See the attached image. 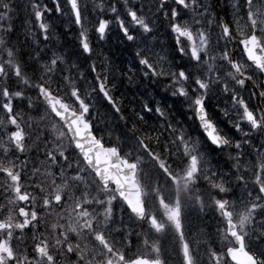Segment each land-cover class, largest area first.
<instances>
[{"label": "snow or ice", "instance_id": "1", "mask_svg": "<svg viewBox=\"0 0 264 264\" xmlns=\"http://www.w3.org/2000/svg\"><path fill=\"white\" fill-rule=\"evenodd\" d=\"M220 8L0 0V264H264V0Z\"/></svg>", "mask_w": 264, "mask_h": 264}, {"label": "rangeland", "instance_id": "2", "mask_svg": "<svg viewBox=\"0 0 264 264\" xmlns=\"http://www.w3.org/2000/svg\"><path fill=\"white\" fill-rule=\"evenodd\" d=\"M17 3L19 4H23L24 3V0H16ZM208 2L211 3V0H208ZM221 8H223V0H221ZM23 13H18V16H22ZM20 21V20H19ZM17 27H21V21L18 22L17 21ZM22 31H23V28H22ZM115 45L118 47V49H111V45L108 44V45H101V47H105L107 48L108 50H104V53H111L115 56H118V60H117V63L118 64V61L119 63H121L120 66H122V64L126 61L128 63H131L132 62V56L130 55V52H129V49L127 48V46L123 43H120L118 41V38L117 37H113V40H112ZM99 43V42H98ZM109 51V52H107ZM144 89L142 88L141 89V92H143ZM149 93L151 94V96L153 98H155L156 100H160L161 97L164 95V93L162 92V90L158 89V88H149L148 89ZM124 92V95L127 97V99H124L122 101L125 109L127 111H130L131 113V110L133 107H139V103L141 101V97L139 96V93H136V90L135 89H132L131 91H128V90H123ZM127 93V94H126ZM129 102H131L132 104H130ZM169 104L172 103V101L169 99L167 101ZM176 108L177 110H179V107L176 106L174 107ZM126 114V113H125ZM127 115V114H126ZM149 122H154V118L150 117V120ZM189 123H191V121H189ZM193 130H194V126H193ZM221 165L223 166V159H221ZM210 216V215H209ZM206 219L204 218H201L200 217H196V216H192L191 219L189 221H186V231L191 228V229H201L203 231H206V227L205 225L208 223V226H207V231L209 230H214V227H215V220L213 218V220L211 219L212 217L210 216L209 218L205 217ZM201 220H203V223H204V226L200 223ZM167 247V250L170 252L171 251V246L170 245H166ZM171 264V262H170Z\"/></svg>", "mask_w": 264, "mask_h": 264}, {"label": "bare ground", "instance_id": "3", "mask_svg": "<svg viewBox=\"0 0 264 264\" xmlns=\"http://www.w3.org/2000/svg\"><path fill=\"white\" fill-rule=\"evenodd\" d=\"M67 37L68 36H66V37L63 38V42L66 43L69 46V49L71 51H75L76 50V46H75L74 41H72V40H66ZM110 45H111V49H116V50L118 49V47L115 45V43L113 41L110 43ZM104 50H108V49L104 47ZM107 52H109V51H107ZM120 65H121V63L118 64V66H120Z\"/></svg>", "mask_w": 264, "mask_h": 264}]
</instances>
